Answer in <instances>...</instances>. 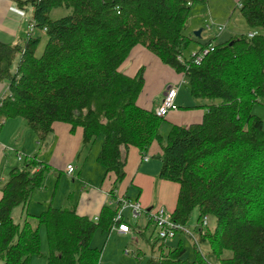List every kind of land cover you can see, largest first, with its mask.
Listing matches in <instances>:
<instances>
[{"label":"trees","instance_id":"trees-1","mask_svg":"<svg viewBox=\"0 0 264 264\" xmlns=\"http://www.w3.org/2000/svg\"><path fill=\"white\" fill-rule=\"evenodd\" d=\"M13 1L20 10L31 5V24L47 41L39 56V38L31 33L23 47L0 42V83L9 84L0 99V127L22 119L40 143L59 123L72 132L81 129L85 147L101 138L96 159L114 188L125 177L122 152L135 149L146 156L158 144V178L179 187L171 219L185 227L196 211L199 229L192 239L194 259L186 258L181 241L167 247L155 238L151 248L159 240V254L145 264H211L199 252L201 242L208 243L219 264H264V127L252 113L254 105L264 104V0L237 5L256 35L221 43L209 39L189 58L183 53L197 39L186 32L191 9L209 0ZM60 8L69 14L51 19ZM135 47L183 75L191 97L207 102L200 122L172 125L163 139L165 117L137 105L142 70L135 76L120 71ZM49 171L37 156H23L20 166L8 171L0 187L1 263L45 258L46 264H99L103 248L91 241L98 231L111 233L117 207L105 205L97 220L52 206L29 215L27 204ZM16 207L23 210L22 224L11 216ZM204 218L214 219V229L202 225ZM225 251L231 256L223 258Z\"/></svg>","mask_w":264,"mask_h":264},{"label":"crops","instance_id":"crops-1","mask_svg":"<svg viewBox=\"0 0 264 264\" xmlns=\"http://www.w3.org/2000/svg\"><path fill=\"white\" fill-rule=\"evenodd\" d=\"M230 1L225 2L227 7L231 3ZM234 1H237L238 5L239 0ZM203 7L204 5L194 11L191 22L200 20L205 12ZM26 8L27 6L24 10H20L13 0H0V42L19 45L20 47L24 46L29 37L28 29L33 15ZM206 8V15L209 20L205 21L211 23L210 25H214L215 20L218 19V6L210 9L207 5ZM202 31L200 29V36ZM34 32L35 29L32 31L31 37H34ZM220 33L218 39L223 40L217 43L224 42L236 35V32L232 29L226 34ZM17 61L13 65V72L16 70ZM140 70H142L144 87L137 99L139 107L156 112L161 105L166 90L174 84L183 82L175 99L178 108L176 111L168 113L163 123L168 126L169 131L172 125L188 127L201 121L205 111L201 106L207 102L191 97L186 84H184L183 75L177 74L165 66L147 49L135 47L121 65L120 71L125 75L135 76ZM8 87V82L0 83V99L7 94ZM162 130L166 132L167 128L163 127ZM23 132L26 133L27 137L29 136L27 145L20 138ZM32 134L29 126L22 119L7 120L0 127V187L7 179L8 171L20 162L12 160L14 157L16 159V153L23 156H37L39 162L50 168L43 186L32 194L27 204L26 211L29 215L37 216L52 206L61 209L73 208L79 216L95 219L105 205L116 208L117 201L121 198L138 201L147 212L156 208L167 210L166 212L170 214L173 212L179 187L175 183L158 178L161 169L160 161L157 158L160 152L158 144L151 146L149 153L146 155L147 160L143 159L144 156L135 149H129L127 152L123 151L125 177L114 188L113 179L111 177L105 179L104 168L96 159L101 147V138H98L93 145L85 147L82 145V130L77 129L72 132L68 125L62 123L54 124L52 132L42 143ZM34 146L40 148L38 153L35 151ZM9 155L12 159L9 158ZM68 165L73 167L70 176L65 172ZM16 208L19 209L14 208L11 212L13 220L15 214L20 219H24L23 210L20 207ZM143 218L146 223L149 222L148 216L144 215ZM130 228L134 234V227L130 226ZM133 234L129 233L123 238L116 235L115 232L107 235L98 231L92 238L91 244L93 243V246H91L99 248L102 245L103 252L100 260H103L108 247L114 245L120 247L122 242L132 239ZM32 262L33 260L29 264ZM0 264L2 263L0 262ZM100 264H102V261Z\"/></svg>","mask_w":264,"mask_h":264},{"label":"rangeland","instance_id":"rangeland-1","mask_svg":"<svg viewBox=\"0 0 264 264\" xmlns=\"http://www.w3.org/2000/svg\"><path fill=\"white\" fill-rule=\"evenodd\" d=\"M226 1L229 2L230 0H218V1L209 0L208 3L197 4L191 9L190 18H189L190 26H188L187 28V31H186L187 34L194 35V33L199 31L200 29L203 31L201 33V36L197 39H194L195 42L194 41L191 42V44L185 50V52L183 53L184 57L189 58L190 56H193L194 54H196L200 46L206 43V41H208L209 38L216 37L214 40L216 43L220 42V40H223V39H218L219 38L218 34L221 31L222 32L220 34L222 33L226 34L230 29H232L236 32L235 33L236 35L248 34L247 32L251 31L250 28L246 25L244 19L242 18V16L240 15L238 11L237 1H234V0L230 1L231 3L229 7H227V4L225 3ZM203 5H204L203 8L205 9V12L204 14H202L201 18L199 17L200 20L199 21L194 20V22H191V17L195 13L194 11H196L197 9H200V7ZM207 5H209L210 9H214L215 7L218 6V10H219L218 19L215 20L214 25H210L211 23L206 22L207 20H209V17L206 15ZM26 9L27 11H30L33 13V10H32L33 8L31 7L30 4L27 5ZM67 14H69V10L60 8L57 10H53L50 14V18L53 20H56L58 18L66 16ZM196 22H198L199 24L197 25ZM219 27H221V31H219ZM33 34H34V37L39 38V45L36 51V55L39 56L44 49V46L47 41V36L44 33V31L39 30L37 28L35 29V32ZM207 101H212L214 103L220 102L218 99L217 100H207ZM252 113L258 116L262 120L263 127H264V104L254 105L252 109ZM163 127L167 128L166 132L162 130ZM30 131L33 133L32 134L33 137L34 136L36 137L35 133L31 129ZM167 133H168V126L162 123L161 128H160V134L162 135L164 140L166 139ZM20 138H22L23 142H26V145L28 144L29 136L27 137L25 132L22 133V137L20 136ZM34 149L37 153L40 151V148L38 146H34ZM11 155H9V158H11L10 157ZM12 160L17 161L15 157ZM17 166H20V162L17 163ZM15 209H19V208H15ZM141 217L136 220L126 219V223L129 224V226L134 227V234L133 232L130 231V234L132 233L134 237L132 239L126 240L125 242H122V244H120V247L118 245L108 247V250L103 257V260L102 259L100 260V262L102 261V264H145L146 260L149 257L158 256L159 251L157 249V246L160 245L161 242L159 240L155 241V245H153L154 250H152L151 246L153 244V241L155 238H157L156 231L154 230L152 223L147 227L146 220L143 218L144 216H141ZM196 218H197V213L196 211H193L187 225L185 226V229L193 236L194 239H196L198 236L197 232L195 231V228L197 230L199 229V225L196 222ZM14 221L20 224L23 223V219H20L16 214L14 217ZM214 226H215L214 219L209 218L207 220V228L209 230H212L214 229ZM136 227L140 228L141 231L144 232V235H140V231L138 229H135ZM145 227H147V229H145ZM39 234L41 237V251L43 253H46L47 248H46L45 235H44L43 228H40ZM193 238L187 237L183 233H179L175 238L166 240L165 242L167 244L166 245L167 247H171V246L175 247L178 241H181L182 246L186 250V253H185L186 258L192 260L195 258V251L193 249V240H194ZM91 245L93 246V243ZM101 246L102 245H100L99 248H101ZM198 248H199V252L203 254L211 264H219V260L216 259L215 257H212L209 254L210 248H209L208 243L201 242L198 244ZM230 256H231V253L229 251H225L223 254V258H228ZM37 263L46 264V259L45 258H34L31 264H37Z\"/></svg>","mask_w":264,"mask_h":264},{"label":"built area","instance_id":"built-area-1","mask_svg":"<svg viewBox=\"0 0 264 264\" xmlns=\"http://www.w3.org/2000/svg\"><path fill=\"white\" fill-rule=\"evenodd\" d=\"M33 30L34 27L30 24L28 34L32 33ZM219 31H221V27H219ZM256 34L257 32L254 31L248 33L247 36L253 37ZM182 83L183 82L174 84L166 90L161 105L156 110L157 116L165 117L168 113L177 110L178 107L175 103V99ZM22 158V154L16 153L17 161H21ZM143 159L147 160V157L144 156ZM65 172L70 176L73 172V167L68 165ZM144 215L148 216V219L151 221L158 239L166 241L175 238L179 233L193 238L185 227L173 221L171 219V214L167 213L164 209L156 208L147 212L138 201H130L123 198L117 201V212L112 220L113 225L111 227V233L115 232L116 235L124 238L131 231L129 224L126 223V219L136 220ZM95 220H97V218H95ZM202 225H207V218H204Z\"/></svg>","mask_w":264,"mask_h":264},{"label":"water","instance_id":"water-1","mask_svg":"<svg viewBox=\"0 0 264 264\" xmlns=\"http://www.w3.org/2000/svg\"><path fill=\"white\" fill-rule=\"evenodd\" d=\"M194 36L197 37V38H199V36H200V30L197 31L196 33H194Z\"/></svg>","mask_w":264,"mask_h":264}]
</instances>
